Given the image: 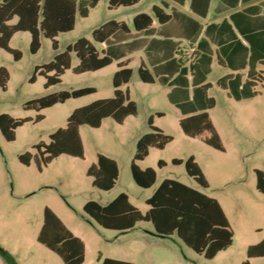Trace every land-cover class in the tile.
<instances>
[{
  "label": "rangeland",
  "instance_id": "obj_1",
  "mask_svg": "<svg viewBox=\"0 0 264 264\" xmlns=\"http://www.w3.org/2000/svg\"><path fill=\"white\" fill-rule=\"evenodd\" d=\"M157 1L141 0L133 8L111 10L110 0H99L97 6L90 9L88 17L77 14L73 31L57 37V51L53 49L52 40L41 37L40 50L32 54L31 36L24 32L18 33L10 44L21 53L20 60L0 49V67L6 68L10 74L7 90L0 87V115L32 119L16 130L15 141H7L0 131V246L13 254L19 264H64L56 253L38 242L46 207L83 240V264H101L100 258L107 257H127L134 264H241L246 260L251 264H264V257L249 259L247 256L248 247L264 239V194L256 185V170L264 171V83L258 82L255 87L257 95L243 101L230 100L217 88L211 92L217 103L212 116L226 149L219 151L201 139L183 133L179 116L171 109L163 90L141 83L137 72L139 60L135 58L131 66L134 76L128 87L138 106L137 115L123 124L106 118L99 128L81 126L83 159L62 155L42 171L38 169L35 157L29 166L19 160V156L26 152L35 155L34 146L40 142L49 143L50 135L67 126L75 109L113 96L112 76L116 63L100 71L75 74L73 68L79 60L73 54L72 68L62 76L61 83L48 89L45 88V77L37 73L36 68L52 62L56 54L63 53L81 38L91 41L101 52L102 46L92 36L96 28L109 20L125 21L132 26L133 17L142 12L152 14V4ZM79 4L87 5V2L79 0ZM32 78H35L34 82ZM84 87H94L97 92L69 99L41 112L26 109L31 100ZM151 108L165 114L162 118L155 115V123L172 136L173 141L162 150L150 149L148 157L138 163L141 169L152 168L157 173L156 184L143 189L132 177L131 163L137 137L150 131ZM38 114L45 117L41 122L35 121ZM98 154L118 163L119 178L111 191L93 187V179L87 175L90 166L97 163ZM192 156L209 184L207 188L188 176L184 164H173L174 159L186 161ZM159 161L165 166L159 167ZM165 179L177 180L221 201L234 232L230 248L213 259H206L174 234L169 238H151L140 251L136 247V233L129 235L104 229L84 212L88 201L104 205L120 193H126L133 205L146 213L149 208L146 200ZM138 226L151 228L152 224L140 222ZM0 264H7L1 255Z\"/></svg>",
  "mask_w": 264,
  "mask_h": 264
},
{
  "label": "trees",
  "instance_id": "obj_2",
  "mask_svg": "<svg viewBox=\"0 0 264 264\" xmlns=\"http://www.w3.org/2000/svg\"><path fill=\"white\" fill-rule=\"evenodd\" d=\"M87 5L79 4V0H3L0 2V49L14 56L15 60L21 59V53L10 47L14 35L27 32L31 35L30 50L37 54L41 48V37L52 40L55 51L58 50L57 37L62 33L75 29L77 14L86 18L90 9L97 6L99 0H85ZM140 0H110L111 10L119 7H131ZM154 14L159 21L168 19L162 9L155 7ZM16 23H11L13 20ZM152 24V18L147 14H140L134 18L137 29H144ZM143 27V28H142ZM119 32H128V27L123 22L111 20L96 28L93 39L96 43H105ZM79 60L73 68L75 74L96 72L113 63V57L100 53L95 45L88 39L81 38L70 44L63 53H58L54 60L43 66H38L36 72L46 79L45 88L61 83L62 76L72 68V55ZM133 70L127 64H119V69L113 76L114 95L111 98L97 100L89 105L75 109L70 115L65 128L58 129L50 135V142H40L35 145L37 153L33 155L26 152L19 156L24 165L29 166L35 157L40 171L47 167L56 158L62 155L83 159L85 156L84 145L80 135V127L88 125L99 128L106 118H112L118 124H123L130 116L138 113L137 104L130 99L129 92L122 87L131 82ZM139 77L144 83L154 82L151 74L144 68L139 69ZM10 74L4 67H0V87L6 91ZM32 82L35 78H32ZM264 83L260 76L256 79ZM257 84L251 82L245 97H253L257 92L253 87ZM94 87H84L72 91H62L27 102L26 109L41 112L69 99H77L96 93ZM215 106L213 99H208L206 109ZM43 114H38L36 122L44 119ZM31 118L16 119L8 114L0 115V131L4 138L11 142L16 140V130ZM150 131L143 135L136 143V152L131 163V173L135 183L143 188L150 189L157 182V173L152 168L141 169L138 165L148 157L150 149H164L173 137L165 134L153 125L152 117L148 120ZM183 133L190 138H201L208 146L224 151L223 142L215 129L209 114L202 112L182 119L180 122ZM173 164L185 165L189 177L207 188L209 186L199 164L194 157L186 161L174 159ZM159 167L165 166L163 161L158 162ZM87 175L93 179V187L101 191H111L119 178L117 162L103 154H98L97 163L90 166ZM257 189L264 194V171L256 170ZM149 207L142 213L134 206L126 193H121L107 205L96 201H88L84 212L104 229L126 233L140 222L151 223L155 234L169 238L174 234L189 248L203 255L206 259L215 258L220 252L230 248L234 241V232L229 220L215 198L189 187L177 180L165 179L153 194L146 200ZM38 242L56 253L64 264H83L85 261V244L76 237L64 222L48 207L44 209V224L38 235ZM0 255L7 264H19L13 254L0 246ZM249 259L264 257V239L258 244L248 247ZM101 264H132L130 262L100 258ZM242 264H251L249 260Z\"/></svg>",
  "mask_w": 264,
  "mask_h": 264
},
{
  "label": "crops",
  "instance_id": "obj_3",
  "mask_svg": "<svg viewBox=\"0 0 264 264\" xmlns=\"http://www.w3.org/2000/svg\"><path fill=\"white\" fill-rule=\"evenodd\" d=\"M138 4L114 10L129 9ZM155 7L162 9L163 14L168 16L166 21L161 22L155 16ZM140 14H147L152 18L149 27H135L134 18ZM117 22L125 23L128 32H119L109 41L99 43L102 46L101 52L97 49L100 53H109L113 57V63L110 65L116 63L113 76L118 71L119 64H127L131 68L135 58H138V77L139 69L144 67L154 79L153 83L148 84L139 77L141 83L158 86L163 90L171 109L179 116V125L182 119L207 112L222 140L212 116L217 103L211 92L217 88L226 93L228 99L243 101L252 98L244 95L248 92L249 84H258L256 79L260 76L264 78V0H158L152 4V14H136L132 19V26L125 21ZM128 85L129 83L124 85L122 90H127L130 99L134 101ZM255 87L253 91L257 92ZM208 99H213L215 106L205 110ZM154 108H151L153 112L150 115L153 125L166 134L164 129L155 123V115L162 118L165 114ZM131 117L133 116L128 118ZM145 134L147 132L141 133L136 143ZM215 199L227 216L221 201ZM131 203L133 204L132 201ZM135 229L139 230L132 232ZM126 233H136V247L140 251L145 249V242L149 239L160 237L155 234L153 225L149 228L137 224ZM107 258L134 264V261L127 257Z\"/></svg>",
  "mask_w": 264,
  "mask_h": 264
}]
</instances>
